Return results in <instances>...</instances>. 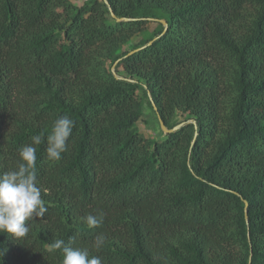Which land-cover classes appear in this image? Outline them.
Masks as SVG:
<instances>
[{
    "label": "trees",
    "instance_id": "16d2710c",
    "mask_svg": "<svg viewBox=\"0 0 264 264\" xmlns=\"http://www.w3.org/2000/svg\"><path fill=\"white\" fill-rule=\"evenodd\" d=\"M106 1L0 0V173L39 135L48 209L0 233V264H61L57 239L102 264H264V0ZM150 24L133 50L160 37L114 66ZM148 96L183 126L142 134ZM61 115L75 127L50 161Z\"/></svg>",
    "mask_w": 264,
    "mask_h": 264
},
{
    "label": "clouds",
    "instance_id": "9594fccd",
    "mask_svg": "<svg viewBox=\"0 0 264 264\" xmlns=\"http://www.w3.org/2000/svg\"><path fill=\"white\" fill-rule=\"evenodd\" d=\"M75 121L68 115H61L53 121L51 134L47 137L46 153L50 161H59L67 150ZM31 142L19 149V162L11 170L0 173V233H7L14 239L25 237L30 228L26 223L33 217H43L48 211L38 186L36 172L37 148L42 138L35 135ZM83 222L91 228L99 227L103 222V213L86 214ZM105 237L98 235L94 247H103ZM61 250V264H102L99 256H90L88 250L67 246L63 239L53 243Z\"/></svg>",
    "mask_w": 264,
    "mask_h": 264
},
{
    "label": "rangeland",
    "instance_id": "374dc122",
    "mask_svg": "<svg viewBox=\"0 0 264 264\" xmlns=\"http://www.w3.org/2000/svg\"><path fill=\"white\" fill-rule=\"evenodd\" d=\"M77 6H80L85 0H72ZM155 25L150 24L146 30L141 33L136 34L130 42H128L123 50L130 51L133 50L134 45L140 42L146 41L155 32ZM148 103L144 105L143 117L141 121L137 124V129L144 134L146 137L152 138L158 135V121L156 115L151 107L150 97L148 96Z\"/></svg>",
    "mask_w": 264,
    "mask_h": 264
},
{
    "label": "water",
    "instance_id": "95a60500",
    "mask_svg": "<svg viewBox=\"0 0 264 264\" xmlns=\"http://www.w3.org/2000/svg\"><path fill=\"white\" fill-rule=\"evenodd\" d=\"M101 1L104 2V3L107 5V1H106V0H101ZM109 13H110L111 18L114 19L117 23H119V22H127V21H129V19H126V18H117V17L114 15V13L111 11V9H109ZM146 21L151 22V23H159V24H161V25L163 26V32L161 33L160 36H162V35L166 32V30H167V25H166V22H165L164 20H159V19H147ZM160 36L153 38L150 42L147 43L146 46H150V45H151L154 41H156ZM146 46H143V47L137 48V49H135V50H131V51L128 52L125 56H123V58L117 60V61L114 63V66H115L117 63H119V61H121L122 59H125V58H127V57H129V56H131V55H133V54H135V53H137V52H139L140 50L144 49ZM112 70H113V69H112ZM113 74H114V77L117 79V76H116V74L114 73V70H113ZM150 103H151V107H152V109H153V111H154V113H155V115H156V118H157V121H158V124H159V128H160V130H161L162 133H164V134H170V133H173V132L177 131L180 127L183 126V124H179V125L175 126V127L172 128V129H167V128L165 127V125H164L162 119L160 118L159 113H158V110H157V108H156L154 102L152 101V99H150ZM188 123H194V122H188ZM192 143H193V142H192ZM242 202H243V205H244V218L247 220V210H246V209H247V202L244 201V200H242Z\"/></svg>",
    "mask_w": 264,
    "mask_h": 264
}]
</instances>
